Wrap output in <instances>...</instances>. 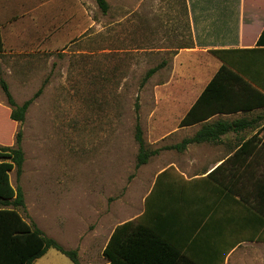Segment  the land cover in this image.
<instances>
[{
  "label": "rangeland",
  "instance_id": "obj_1",
  "mask_svg": "<svg viewBox=\"0 0 264 264\" xmlns=\"http://www.w3.org/2000/svg\"><path fill=\"white\" fill-rule=\"evenodd\" d=\"M51 1L25 5L43 16L46 5L58 9L66 0ZM106 1L109 11L104 15L95 0H69L79 17L84 10L83 33L80 29L72 37L71 29L68 35L74 39L53 45L52 53L37 48L28 56L2 58L13 74L0 71L19 105L47 80L22 124L11 127L1 121L0 144L13 146L11 130L22 132V175L10 172L12 186H20L24 194L19 213L65 249L76 250L81 264H105L102 252L113 229L142 214L152 163L136 167V124L148 144L165 131L156 127L158 120L173 123L184 113L150 88L172 81L175 53L170 49L177 46L158 40L165 28L162 15L143 13L142 0ZM150 1L155 9L157 0ZM168 24L173 28L171 13ZM34 26V35L43 37V19ZM162 62L165 66L142 84L146 72ZM16 70L24 75L23 84ZM4 99L0 89V100L7 105ZM173 142L148 145L158 149ZM34 264L73 263L50 249ZM229 264H264V243H245Z\"/></svg>",
  "mask_w": 264,
  "mask_h": 264
},
{
  "label": "crops",
  "instance_id": "obj_2",
  "mask_svg": "<svg viewBox=\"0 0 264 264\" xmlns=\"http://www.w3.org/2000/svg\"><path fill=\"white\" fill-rule=\"evenodd\" d=\"M27 3L30 0H0L3 74L13 72L2 58L28 56L38 51L52 53L53 45L74 39L68 35L71 29L72 37H78L75 31H84V10H80L79 17L78 7L73 4L70 7L69 0L61 2L58 9L46 5L43 16H36L35 6H26ZM141 3L143 13L162 15L165 28L158 36L160 43L177 46L170 49L175 53L172 81L150 88L174 109H184V113L173 123L165 119L156 123V127H164L165 131L148 144L170 139L174 142L166 147L175 149L159 152L155 157L162 160L155 163L149 160L152 170L147 176L143 211L132 220L138 219L151 227L194 264H229L245 243L254 242L245 241L242 208L216 182V179L226 180L227 170L215 179H208V175L244 142L254 139L264 142V106L260 96L264 94V43L258 44L264 31V0H157L155 9L150 0ZM18 5L19 10L14 11ZM170 13L173 28L168 24ZM41 19L45 27L40 38L33 29ZM211 52H216L219 58ZM222 66L227 69L206 96L209 108L219 112L204 122L206 131L211 132V142L191 143L179 150L176 147L193 138L202 126L179 127L180 121ZM15 74L23 84L24 75L17 70ZM0 105L7 106L3 100ZM259 149L261 144L253 152L264 155V149ZM147 173L148 170L144 171V175Z\"/></svg>",
  "mask_w": 264,
  "mask_h": 264
},
{
  "label": "trees",
  "instance_id": "obj_3",
  "mask_svg": "<svg viewBox=\"0 0 264 264\" xmlns=\"http://www.w3.org/2000/svg\"><path fill=\"white\" fill-rule=\"evenodd\" d=\"M95 2L101 13L106 15L109 11L107 1L95 0ZM263 43L264 31L258 41L259 45ZM211 53L218 57L216 52ZM164 66L165 62H162L148 70L142 84H145ZM226 69L224 66L220 68L214 79L180 121L179 127L196 124H202V126L193 138L185 140L182 146L176 147L179 150L191 143L211 142L209 138L211 132L206 131L204 122L219 112L209 108L206 96L211 92L221 72ZM45 82L32 98L19 105L12 96L7 82L0 78V89L7 102V106L0 105V123L3 121L2 123L11 127L15 124H22L30 105L42 93ZM260 96L261 105L264 106V94L260 93ZM14 132L13 146L0 144V264H34L50 249L65 255L73 264H81L76 250L65 249L56 240L47 237L37 226L27 222L19 213V209L25 207L24 194L20 186L16 188L12 186L10 172L15 170L18 178L22 175L23 134L13 129L11 135ZM3 138L0 133V139ZM134 138L138 144L137 168L146 165L159 152L175 149L166 146L151 149L145 142L143 131L138 123L135 126ZM259 144L262 148L259 150H263L264 142L255 141V139L244 142L232 156L208 175V179H215L221 172L227 170L226 180L225 178L222 181L216 179V182L219 185L222 184L229 197L233 198L235 205L243 210L246 223L245 241L264 243V155L253 152L258 150ZM102 255L107 260V264H194L181 251L138 219L117 226ZM224 257L223 255L221 263L224 262Z\"/></svg>",
  "mask_w": 264,
  "mask_h": 264
}]
</instances>
